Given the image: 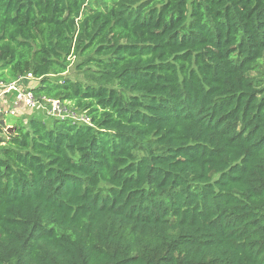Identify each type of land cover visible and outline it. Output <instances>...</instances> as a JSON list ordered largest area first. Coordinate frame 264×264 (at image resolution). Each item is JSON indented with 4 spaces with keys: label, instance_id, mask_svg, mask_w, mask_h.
I'll list each match as a JSON object with an SVG mask.
<instances>
[{
    "label": "trees",
    "instance_id": "16d2710c",
    "mask_svg": "<svg viewBox=\"0 0 264 264\" xmlns=\"http://www.w3.org/2000/svg\"><path fill=\"white\" fill-rule=\"evenodd\" d=\"M27 74L90 125L0 124V264H264V0H0Z\"/></svg>",
    "mask_w": 264,
    "mask_h": 264
},
{
    "label": "built area",
    "instance_id": "2783aa9c",
    "mask_svg": "<svg viewBox=\"0 0 264 264\" xmlns=\"http://www.w3.org/2000/svg\"><path fill=\"white\" fill-rule=\"evenodd\" d=\"M33 77L27 74L15 81L5 83L0 81V119L15 117L24 119V112L37 113L42 110L43 115L59 120H70L73 123L90 125L85 113L76 116L70 104L59 99L35 97L32 92ZM21 107L25 110H21ZM42 113V112H41ZM24 116V117H19Z\"/></svg>",
    "mask_w": 264,
    "mask_h": 264
},
{
    "label": "rangeland",
    "instance_id": "374dc122",
    "mask_svg": "<svg viewBox=\"0 0 264 264\" xmlns=\"http://www.w3.org/2000/svg\"><path fill=\"white\" fill-rule=\"evenodd\" d=\"M72 63L70 64L67 72L63 75H60V76H52L50 79L53 81H59L63 78H68L70 79L71 81H80L82 82L83 84H89V83H92V79L90 77H88L86 74H84L82 71H80L78 68H77V65L80 63V58H75V59H71ZM71 107V106H70ZM72 108V107H71ZM73 110V113L78 116L81 112L79 110H76L74 108H72ZM42 112V113H41ZM40 113V116L41 118L49 123L51 121V117H47L45 115H43V111L42 110H39V112L37 111V114ZM42 114V115H41ZM7 118V121H8V124H12L14 121L13 119H15V117H6ZM54 119V118H53ZM6 134L5 132H3L2 134H0V137L1 138H4Z\"/></svg>",
    "mask_w": 264,
    "mask_h": 264
},
{
    "label": "crops",
    "instance_id": "0c3cea01",
    "mask_svg": "<svg viewBox=\"0 0 264 264\" xmlns=\"http://www.w3.org/2000/svg\"><path fill=\"white\" fill-rule=\"evenodd\" d=\"M21 110H25L24 108H22L21 107ZM24 112V116H26V115H30V114H32V113H30V112H28L27 110H25V111H23ZM37 114V113H36ZM38 115L40 116V113H38ZM42 115V114H41ZM24 116H19V117H24ZM25 118V117H24Z\"/></svg>",
    "mask_w": 264,
    "mask_h": 264
},
{
    "label": "water",
    "instance_id": "95a60500",
    "mask_svg": "<svg viewBox=\"0 0 264 264\" xmlns=\"http://www.w3.org/2000/svg\"><path fill=\"white\" fill-rule=\"evenodd\" d=\"M0 124L3 125L4 124V121L2 119H0ZM13 129L11 127H8L7 128V132H12Z\"/></svg>",
    "mask_w": 264,
    "mask_h": 264
}]
</instances>
